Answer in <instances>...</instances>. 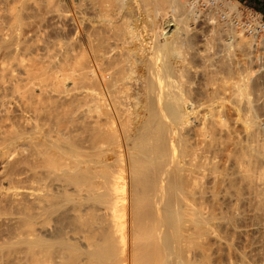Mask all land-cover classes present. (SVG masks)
I'll return each mask as SVG.
<instances>
[{"label": "bare ground", "instance_id": "bare-ground-1", "mask_svg": "<svg viewBox=\"0 0 264 264\" xmlns=\"http://www.w3.org/2000/svg\"><path fill=\"white\" fill-rule=\"evenodd\" d=\"M215 13L0 0V264H264V40Z\"/></svg>", "mask_w": 264, "mask_h": 264}, {"label": "built area", "instance_id": "built-area-1", "mask_svg": "<svg viewBox=\"0 0 264 264\" xmlns=\"http://www.w3.org/2000/svg\"><path fill=\"white\" fill-rule=\"evenodd\" d=\"M192 6L203 14L215 13L218 0H186ZM215 17L220 18L222 22L230 23L242 35L248 38L264 37V17L248 7L239 10V13L228 15L227 13L217 12Z\"/></svg>", "mask_w": 264, "mask_h": 264}, {"label": "rangeland", "instance_id": "rangeland-1", "mask_svg": "<svg viewBox=\"0 0 264 264\" xmlns=\"http://www.w3.org/2000/svg\"><path fill=\"white\" fill-rule=\"evenodd\" d=\"M233 1H235V0H233ZM236 2H237V1H236ZM257 4H258V8H255V7L251 6V5H248L247 3H246V4H239V3H238V5H239V10L243 9L244 7H248V8H250V9L256 11V12H259V13L262 14V16L264 17V0H260V2L257 3ZM198 11H199V10H198ZM200 12H201V11H200ZM202 15H205V14L202 13ZM137 19H138V18H137ZM200 20H201V19H200ZM200 20L197 21V22H199V24L196 23L197 25L195 24V26H194L198 32H200L201 27H202L203 31H205V28H203V27H205V26H204V25H203V26H200V25H202V24H200ZM203 31H202V32H203ZM243 36H244V35H243ZM245 37H246V36H245ZM246 38H247V37H246ZM252 39H253V38H252ZM255 40H256V41H255ZM258 40H259V41L264 40V37H260V38H257V39L254 38V41H255V42H257ZM198 42H199V41L197 40V44H198ZM198 45H201V44H198ZM198 45H197V46H198ZM253 46H254L253 48L255 49V48H256L255 45H253ZM259 47H260V46H258L257 48H259ZM200 50H201V49H200ZM203 50H204V49H203ZM255 50H256V49H255ZM255 50H254V51H255ZM254 51H253V55L251 54V57L253 58V56H255V57L257 56L258 58H257V57H256V58L259 59L258 61H259V62H260V61L262 62L263 60H261V59H260V56H259V54L261 55L262 52L259 51L258 49L256 50V52H254ZM260 52H261V53H260ZM255 54H256V55H255ZM255 57H254V58H255ZM262 57H263V54H262ZM255 63H256V64H259L258 62H255ZM255 63H253L252 66H251L252 71L255 70V68H254L255 65H256ZM254 64H255V65H254ZM253 66H254V67H253ZM251 69H250V70H251ZM248 70H249V69H248ZM247 72H248V71H247Z\"/></svg>", "mask_w": 264, "mask_h": 264}, {"label": "crops", "instance_id": "crops-1", "mask_svg": "<svg viewBox=\"0 0 264 264\" xmlns=\"http://www.w3.org/2000/svg\"><path fill=\"white\" fill-rule=\"evenodd\" d=\"M235 1H237V3H239V4H246L247 3L248 5H251L255 8H258L257 3L260 2V0H235Z\"/></svg>", "mask_w": 264, "mask_h": 264}]
</instances>
